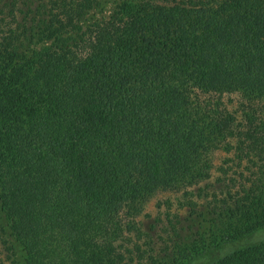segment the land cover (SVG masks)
<instances>
[{
    "label": "trees",
    "instance_id": "1",
    "mask_svg": "<svg viewBox=\"0 0 264 264\" xmlns=\"http://www.w3.org/2000/svg\"><path fill=\"white\" fill-rule=\"evenodd\" d=\"M253 101L264 0H0V264H180L264 227ZM165 190L185 215L144 229Z\"/></svg>",
    "mask_w": 264,
    "mask_h": 264
},
{
    "label": "rangeland",
    "instance_id": "2",
    "mask_svg": "<svg viewBox=\"0 0 264 264\" xmlns=\"http://www.w3.org/2000/svg\"><path fill=\"white\" fill-rule=\"evenodd\" d=\"M216 99L214 96H210L209 99ZM227 108L231 111H238L241 103H245V100L239 95H223L221 97ZM248 102V101H247ZM252 103L257 109L258 113L264 114V102L253 101ZM230 155H226L222 150L221 141H214L211 148L203 155L202 160L209 166L211 178L217 176V168L223 163V160ZM201 183L199 186H202ZM185 198L181 191H157L154 195L145 203L143 214L137 217V221L142 224L144 229H147L149 224L152 223L153 218L162 215L164 213L179 214L180 216L185 215V208L179 207L180 204H184ZM159 206V210L157 209ZM144 214L149 215L145 217ZM264 243V227L257 228L240 238L230 240L219 246L212 247L199 255L191 258L188 261L180 264H213L219 259H223L237 251L253 247L257 244Z\"/></svg>",
    "mask_w": 264,
    "mask_h": 264
}]
</instances>
